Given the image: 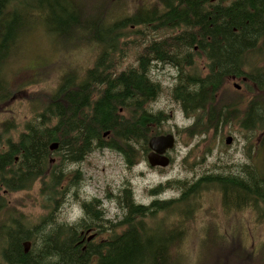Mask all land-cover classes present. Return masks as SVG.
Segmentation results:
<instances>
[{"label":"trees","instance_id":"obj_1","mask_svg":"<svg viewBox=\"0 0 264 264\" xmlns=\"http://www.w3.org/2000/svg\"><path fill=\"white\" fill-rule=\"evenodd\" d=\"M130 1H98L108 6L97 9L93 14L97 20L88 25L84 23L85 14L92 15V4L98 3L94 0H0V93L4 92L0 108L26 93L32 83L44 80L33 69L16 72L11 80L7 79L10 61L37 32L53 37L61 50L71 48L74 52L92 47L97 54L92 68L77 78L64 76L55 92L30 95L34 112L26 123V133L16 142L8 133L13 128L9 121L0 125V191L4 195L40 183L48 206L58 203L75 184L66 182L65 170L56 167L53 155L61 156L64 165L78 164L97 150L110 149L120 154L129 168L148 156L150 139L161 135L159 130L167 120L162 113L147 110L162 92L151 78L155 64L179 69L174 100L186 114H199L188 131L190 135L218 132L230 125L238 111L233 103L237 101L225 97L219 100L217 94L231 80L243 85L251 82L254 99L243 108L241 126L262 135L255 150L264 153V61L257 58L264 56V0H234L229 5L221 0L216 18L219 22L213 18L211 24L192 26L186 20L185 0H135L133 5ZM149 3L153 8L149 9ZM138 26L155 27L160 30V39L150 41L149 33L132 31ZM182 27L187 28L184 33L188 30L212 36L211 41L195 42L208 58L207 75L197 68L192 40L170 38L173 30ZM145 40L148 45L139 54L137 67L118 71L129 50L143 46ZM54 144L58 149L51 151ZM173 185L182 191L179 200L155 201L150 206L137 204L132 190L124 189L120 200L124 216L116 225L106 222L112 225L109 230L99 225L105 218L100 202L85 204L92 225L111 232L107 239L87 248L78 244L81 226L53 227L45 234L43 229L31 227L15 207L3 205L1 198L0 258L3 264H188L185 239L196 211L190 200L212 187L220 190L225 210L240 211L252 204L258 223L263 222L264 167L257 164L245 167L241 176H210L193 186L182 182ZM162 191L157 189L151 194L158 196ZM236 228L241 231L242 226ZM118 229L123 232L118 233ZM214 230L222 232L220 227ZM214 230L209 236L217 242V250L227 254L228 262L264 264V241L250 253L239 231L218 234ZM232 234L238 237L234 240Z\"/></svg>","mask_w":264,"mask_h":264},{"label":"rangeland","instance_id":"obj_2","mask_svg":"<svg viewBox=\"0 0 264 264\" xmlns=\"http://www.w3.org/2000/svg\"><path fill=\"white\" fill-rule=\"evenodd\" d=\"M134 3L135 0L130 1V5ZM231 3L225 2L226 5ZM148 5L149 9L153 8V4L149 3ZM92 6V15L85 14L84 23L88 25L97 20V16L93 15L96 10L106 7L108 4L104 5L102 2H98L93 3ZM138 27L132 28V31L140 33V29L143 33H149L150 41L153 37L160 39V30L155 27L149 29ZM123 41L132 40L123 39ZM134 46H137V43ZM94 47L96 46L94 45ZM65 49L67 51L61 50L53 37L39 31L21 46L18 55L10 61L7 72L8 80H11L16 72L26 69H33L44 77V80L28 86L26 93L19 95L6 103L7 106L0 108V125L9 121L13 126L8 131L12 135L13 142L18 140L19 135L26 133V123L32 118L34 111L31 101L29 102L32 93L55 92L64 76L72 75L77 78L94 66L97 54H94L96 51L92 47L74 52L70 51L71 48ZM142 52V47H132L118 71L136 68L137 58ZM257 58L264 61V56H257ZM196 63L197 68H200L199 71L207 75L202 70L206 63L201 61H196ZM151 78L161 86L162 92L158 99L147 107V110L153 114L162 113L167 117L159 130L161 135L172 134L176 137V146L169 153L171 164L168 168H152L147 161V156L142 158L137 165L129 168L124 158L110 149L97 150L78 164L66 163L64 165L59 155H53L51 159L55 160L56 167L65 170V175L70 179L69 182L75 184L61 195L58 203L49 207L47 199L42 197L40 183H36L25 191L10 192L7 195H4L2 190L0 193L2 204L15 207L16 213L23 217L31 227H39L45 234L49 233L53 227L58 226L67 228L81 226L80 233L93 226L84 211V205L97 200L101 204V210L105 213L104 221L99 225L101 228L109 230L112 225L106 222L116 225L124 216L120 200L121 193L126 188L132 190L137 204L150 206L155 201L179 200L182 191L173 185L175 182L193 186L205 177L241 176L245 167L255 164L264 167V153L258 154L255 150L262 142V135L259 132L246 131L241 126L243 108L254 99L251 82L246 85L236 81L234 84L226 83L217 94L219 100L225 97V100L229 98V100L237 101L233 103L238 105V111L230 125L218 132L212 130L207 134L190 135L188 131L195 125L199 114H186L182 105L174 100V89L179 82L176 70L169 65L155 64L152 67ZM3 93L1 92L0 95ZM228 137L233 138L230 146L226 145ZM3 141H7V139H3ZM157 189H163L162 193L153 196L151 193ZM110 197L111 199H109ZM190 203L196 208V211L190 218L192 221L189 222V230L185 239L184 253L188 255V264H194L197 260L198 264L214 261L215 264H231L225 257L227 254L217 250V242L213 243L209 236L212 230L218 227L222 232L214 231L221 234L231 230L232 232L239 231L236 226L238 224L242 226L239 231V234H242L241 242L250 253H253V249L264 241V218L262 223H258L257 215L250 207L252 204L240 211L225 210L221 192L216 187L209 190L203 189L197 198L190 200ZM228 204L235 206L233 202H228ZM173 220L174 218L171 219V221ZM91 228L97 229L94 226ZM97 230L101 233L99 242L111 235L110 231L103 232L99 228ZM117 232L122 233L123 229H118ZM41 237L43 234L42 236L37 235L36 240H40ZM237 237L232 234L234 240ZM41 246L42 243L39 242L38 248ZM0 264H3L1 258Z\"/></svg>","mask_w":264,"mask_h":264},{"label":"flooded vegetation","instance_id":"obj_3","mask_svg":"<svg viewBox=\"0 0 264 264\" xmlns=\"http://www.w3.org/2000/svg\"><path fill=\"white\" fill-rule=\"evenodd\" d=\"M233 1L234 0H227L226 3H231V2L233 3ZM221 2H222L221 0H208V1H205V0H185L184 7H185V16H186L187 23L190 26H192V25H203V24H208V23L211 24V22L213 21V18H215L216 22H219L220 20H216V18L219 17L217 10L221 6ZM186 29L187 28H183V27L182 28H176L175 30H173L172 35H170V38H179L180 37V38H186V39L192 40V42H193L192 43V47H193L192 49L194 51V55L197 56L198 61H201L202 63H206V65L203 66L202 70L204 73H208L210 71L208 58L204 54V51L199 52V47H201V46L198 43L195 44V42H197L199 40H205V39L207 41H211L212 36H207L205 34L198 35L195 33H188V30H187V33H184V31ZM215 37L220 39L219 35H216ZM157 39L158 38H156V37L151 38L152 41H155ZM147 45H148V40H145L143 46H141V47L144 49L145 47H147ZM209 45L210 44L208 43V46H205V47L208 48ZM199 57H201V59H199ZM171 67L174 70H176L177 75H178L179 69L174 68L173 66H171ZM230 83L234 84V81L231 80L227 84H230ZM169 156H170V154L168 153V157ZM87 157H85L84 160ZM61 159L64 160L62 157H61ZM157 169H160V168H157ZM66 179H67V181L70 180L69 178H67V176H66ZM100 235H101V233L97 229L82 230L80 232L81 240L78 244L81 245L83 248H87L88 245L99 244L100 243L99 242Z\"/></svg>","mask_w":264,"mask_h":264},{"label":"water","instance_id":"obj_4","mask_svg":"<svg viewBox=\"0 0 264 264\" xmlns=\"http://www.w3.org/2000/svg\"><path fill=\"white\" fill-rule=\"evenodd\" d=\"M240 89V87H237ZM233 142L232 137L226 139V145L230 146ZM150 153L147 156V161L152 168L166 169L171 164V159L168 157V153L174 150L176 146V137L172 134L154 136L148 143ZM58 144H54L51 147V151H56ZM1 193V191H0ZM6 193V192H5ZM26 253L29 252L30 244L26 245Z\"/></svg>","mask_w":264,"mask_h":264}]
</instances>
